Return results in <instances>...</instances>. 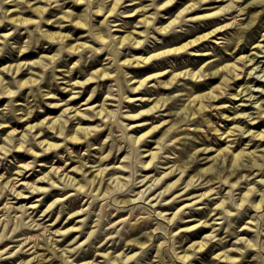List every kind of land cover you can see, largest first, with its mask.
Listing matches in <instances>:
<instances>
[{
    "label": "clouds",
    "instance_id": "clouds-1",
    "mask_svg": "<svg viewBox=\"0 0 264 264\" xmlns=\"http://www.w3.org/2000/svg\"><path fill=\"white\" fill-rule=\"evenodd\" d=\"M71 2L84 6L78 19H74L76 13L72 11L45 19L49 9H63L62 0H0V26L9 21L15 25V33L26 36L21 46L9 39L14 32L0 34V57L9 48L23 56L39 48L41 42L56 47L51 55H41L15 66L28 70L26 80L16 79L13 67L4 69L12 76L14 87H9V81L0 76V99L7 101L0 106V120L12 117L24 123L37 112L43 113L41 103L61 109L58 118L45 117L29 125L19 136L13 131L5 137L6 144H0V166L10 162L8 158L13 152L32 157L18 164L10 179L0 174V201H4L0 204V245L12 241L0 248V261L26 253L30 258L19 264H77V257L94 250L93 259L83 264H192L193 260H199V254L216 247L222 250L212 256L214 264H264V146H261L264 131L249 127L264 122V87L247 82L255 80L264 84V43L255 45L250 54L238 57L231 64L211 70L206 69L215 60H208L196 71L158 72L137 79L133 75L135 70L162 58L135 54L156 39L153 31L168 36L181 30L177 24L201 18L182 19L184 12H181L176 20L158 27L159 11L175 0H165L160 5L151 0L146 8L136 10L147 12L148 8H156L155 13L145 16L137 25H142L144 31L136 39V34L127 37L113 34L122 30L115 22L117 18L135 15L120 10L124 0ZM207 2L194 0L185 11ZM37 4L44 7H33ZM250 7L264 8V0H248L246 4L244 0H229L226 7L212 13V16H227L229 22L192 43L211 40L216 32L231 29L232 36L212 42L226 51L229 46L239 49L261 15L257 12L246 19ZM26 9L34 11L38 18L11 19L12 12ZM232 12L236 13L234 17L228 15ZM96 16L103 17L98 27L93 24ZM65 22L86 29L85 37L69 43L73 39L71 33L50 32L43 27L46 24L63 29ZM179 52L187 53L188 46ZM189 54L213 55L211 51ZM97 61H102V65L87 72L85 79H71L75 71ZM33 68L39 71L34 72ZM164 76L168 78L161 79ZM210 79L219 83L197 93L196 88ZM242 79L245 83L234 89V84ZM105 82L109 83L105 85ZM88 84L94 87L87 100L72 107L70 101L78 99ZM56 87L71 95L61 100L53 91ZM25 89L27 102L20 103L16 98ZM148 90H164L168 94L137 95ZM98 92L104 93L102 103L90 104ZM223 100L237 103H222ZM144 102L149 106L141 107ZM242 108L250 111H241ZM223 109H230L233 114L228 115ZM142 117H153L160 122L141 120ZM81 119L99 122L85 126ZM218 120L231 122L230 127L222 131L224 125L218 124ZM70 123L74 125L71 134ZM8 126L0 123V128ZM145 126H148L146 131L136 133V129ZM161 129L162 135L154 138ZM45 132L58 137L59 142L41 139ZM214 139L224 146H208ZM242 142L243 147L234 151ZM49 155L55 156L51 165L40 162L41 157ZM41 168L48 171L36 181L21 179ZM41 182L46 186H39ZM190 190H196L197 194L186 197ZM54 191L59 195L50 198L37 215ZM33 197L32 203H18ZM185 199L188 202L173 212L160 210ZM74 202H80V207L70 211L69 206ZM204 210L209 213L205 219L195 223L186 219L193 212ZM65 216L64 224L78 219L70 227L56 228ZM117 216L120 219L113 222ZM185 224L190 226H180ZM200 228L210 231L200 240L187 243L183 234ZM110 230L114 231L109 234ZM137 231L138 235L124 244L125 249L134 246L137 251L130 254L99 251L105 244L111 247L110 241L118 243L125 234ZM24 232L36 234L22 235ZM73 232L77 235L67 245L58 246ZM152 252L154 256L150 257Z\"/></svg>",
    "mask_w": 264,
    "mask_h": 264
},
{
    "label": "rangeland",
    "instance_id": "rangeland-1",
    "mask_svg": "<svg viewBox=\"0 0 264 264\" xmlns=\"http://www.w3.org/2000/svg\"><path fill=\"white\" fill-rule=\"evenodd\" d=\"M138 1H140V0H124V6H122L120 10L125 12V13H135V15H129V16H126V17H123V18H117L115 20V22L121 25L122 30H118V31L114 32L113 34H115V33H117V35H120L122 33L126 34L129 31V29L130 30L133 29V27H131V26H133V25H135L137 23V17L138 16L141 17V15H140L141 13H139V15H138V14H136V12L130 11V9L134 6V3L138 2ZM164 1L165 0H156V3H157V5H159V3L161 4ZM181 1L184 2L185 0H181ZM62 3H63V9L51 8L50 12L47 13L46 16H48L50 18H55L56 16L63 14L65 11H72V12L76 13V18L78 19L80 17V15L84 12V6L76 5V4L72 3L71 0H62ZM143 3H151V0H143ZM221 3L225 4L227 2L223 1ZM217 4H214V5H217ZM8 6H10V8L13 7L12 5H8ZM184 6H185V4H182V3L179 4L177 7H174L172 12L167 13L165 16H164L165 11L161 9L159 11V13H158V17H157V20H156L157 26H159L161 24L164 25V24L168 23L169 20L174 18L177 15V13L179 12V10L181 8H183ZM204 6H206V5H204ZM212 10L213 9H209V10H206V11L201 10L198 13L199 14H203L205 12L212 11ZM258 10H260V13L263 15V17H262V19L257 20L256 26L252 29L251 32L248 33L245 43L243 45H241L239 49H235L234 46H229L227 48V51L224 48L219 47L218 45H217L218 49L216 51L214 50L215 48H213L212 46H208V50L209 51H211V52L215 51L217 53V55L214 56L213 59H216L218 57L219 59H217V61L218 62L219 61L223 62V63H221L222 65H224V64H226L228 62L232 63L238 57L243 56L245 54H250L253 51V49L250 50V48H254L255 45H258V43H264V40H263L264 36L262 35L264 33V19H263L264 18V8H260L259 7ZM155 12H156V8H149L148 11H147V13L150 14V15L155 13ZM19 14L24 15V16H26L28 18H32V19H37L38 18L37 14L34 11L28 10V9L19 12ZM196 14H197V12L196 13H191V14L188 15V18L191 17V16H195ZM229 16H231V15H229ZM245 17H246V19H249L248 14H245ZM102 19H103L102 16H96L94 18V21H93L94 26L98 27L99 26V22ZM228 21H229V19H227L225 22H228ZM65 23L67 24V22H65ZM196 24L197 23H195L193 20H189L188 23L183 24L182 26H177V28L181 29L179 32H184V31L188 30L189 28H191L192 26H194ZM43 27L47 28L48 31H59L60 30L62 32L71 33L73 39L70 40L69 43L70 42L74 43V42H76V40H78V39H80L82 37H85V33H86V29L77 28L74 25H68V24L63 29H60V28L56 27L55 25H46V24L43 25ZM137 28H138V30L144 31V28H143L142 25L137 27ZM14 29H15V25H13L9 21H6L2 26H0V34H7L9 32H14ZM20 31L23 32V28H21ZM233 34H234L233 31L231 29H229L228 32H226L225 34H222V36H223L222 38H228V37L232 36ZM153 35L156 37V39L153 40L150 44H148L145 48L137 50L135 54L145 56V55H148V54L153 53L155 51L162 50V49H164V47L163 46H158L157 47V44L161 45L167 39L176 36V34H173L171 36L170 35L169 36H162L159 33H155L154 31H153ZM137 36H138L139 39L141 38L139 35H137ZM0 38H2V36H0ZM25 38H26L25 35H20L19 33H15V32H14V34L11 37H9V39L13 43H16L17 45H21V46H22L23 40ZM249 42H252V44H250V46H249ZM209 43L211 45H213V42H209ZM155 47H157V48L155 49ZM218 50H219V52H217ZM256 50L258 51L259 49H256ZM55 51H56V47L54 45H48L45 42H41L39 48L34 49L33 51H31V52H29V53H27V54H25L23 56L18 55L15 51H13L11 48H9L7 50L6 55L0 57V70H1L0 74H2L5 77L6 81H9V87H14V85L11 84L12 76L9 75L7 72H4L2 70L3 67H5L7 65L17 64L19 62L36 60L41 55H51ZM229 53H233L232 56L229 55ZM172 55L173 56H171V57H166L165 58V59H169L170 66L167 67L168 69H172L173 68L172 65L173 64L175 65L176 62L178 61V59L182 58V56L177 54V53L176 54L174 53ZM226 55H228L229 57L227 58ZM165 59H163V60H165ZM257 61H258L257 63L260 62L259 60H257ZM216 63L217 62H215V64ZM101 65H102V61H97L93 66H89L86 69H78L77 71H75L73 73L71 79L72 80L85 79L87 72H91L94 67H100ZM201 66H202V63H200L197 67H194V69L198 70ZM65 67H67V65H65ZM192 67L193 66L190 64V65H187V66H185L183 68L174 69V72H179V71L185 70V69H191ZM21 71H24V72L21 73L20 75H18V73H17L16 79H19L21 76H24V77L29 76L28 70H21ZM32 71H34V72L35 71H39V69L38 68H33ZM155 71L156 70L148 71V69H145V67H144V68L135 70L133 72V75L137 79H142V78L146 77L148 74L153 73ZM65 79H68V78L65 77ZM247 82L248 83H253V84H255L257 86H260V87H264V84H261L259 81L251 80V81H247ZM107 83H109V82H105V85ZM216 83H219V81L218 80H212L211 81V79L209 81H206L204 83L205 89L203 91H205V90L208 91ZM236 83H237V85L234 84L233 88L234 87L235 88L239 87L241 84L245 83V80L242 79V80H240V81H238ZM238 83L240 85H238ZM85 86H84V89H83L84 92L82 91V93H81V95H80V97L78 99L70 101V105H74L75 107H77V106H80V105L84 104V102L88 98V95L91 93V90L94 87V85L88 84V85H85ZM53 91L56 92V95H58L61 100H66L68 98V95H71V93L65 94V93L59 91L58 87L53 88ZM157 91L158 90H156V91L155 90H148V91L141 92V93H139L137 95H141V96H157V94L158 95H166V94H168L167 92H165L163 90L159 91L158 93H155ZM198 92L199 91H197V93ZM103 95H104V93L98 92L97 95L93 98V100L89 101V103L90 104H97V105L102 103ZM16 99L20 103H26L27 99H28V97H27V89H25V91H23ZM49 102L51 103V102H54V101H49ZM221 102L222 103H231V104L237 103L236 101H229V100H223ZM5 103H7L6 99H1L0 100V106L4 105ZM148 106L149 105H148L147 102H144L141 105V107H148ZM40 107H42L44 109L43 113L37 112L30 120H28V121H26L24 123H20L19 120L14 119L12 117H7L4 120H0V123H5V124L9 125L8 127L0 128V144H6L5 137H7L9 135V132L12 129L16 128L17 132L21 131L20 133L16 132L17 136H19V135H21L22 133H24L26 131V129H27V127L29 125L35 124L39 120L44 119L45 117H49V116L50 117H58L59 114H60V111H61V109L48 108L47 105L43 104V103L40 104ZM133 110L135 111L137 109H135V107H133ZM24 111L26 112L27 109H24ZM222 111L225 112L228 115H232L233 114L232 110H230V109H223ZM241 111H250V109L242 108ZM160 119H167V117H161ZM141 120H152L153 123H159L160 122L159 119H156V118H153V117H143V118H141ZM98 122L99 121H83V120L80 121V123L83 124V125H90V124L98 123ZM139 122L140 121H131L130 123H139ZM217 123L224 125V128L222 129V131H224L228 127H230V124H231V122L222 121V120H218ZM236 123L243 124L245 122L244 121H237ZM147 127L148 126H145L144 128L136 129L135 131H136L137 134H139V133H141L143 131H146ZM249 127L252 128L255 131H260V130L264 129V124H260L258 126L249 125ZM72 128H73V125L70 123L69 124V129H70L69 132H71ZM41 138H45V139H48V140L53 141V142H59V138L58 137H54L50 132H47ZM208 146H210V147H221L222 148L224 145L221 144V142H219V141L214 139L212 142H210L208 144ZM261 146H264V145H261ZM33 147L35 148L36 151H40L38 146L34 145ZM242 147H243V142L239 145V147L237 149H234V151H239L240 148H242ZM252 147H255V144H253ZM209 154L213 155L214 153H209ZM30 159H32V157L27 155V154H25V153L13 152L10 155V157L8 158V160L10 162H5L2 166H0V174H3L7 178L10 179L12 177L13 173L17 170L18 164L25 163V162L29 161ZM54 159H55L54 155L43 156V157L40 158V162L41 163H47V164L51 165ZM47 171H48V169L41 168L38 172H34L32 176L25 175L24 177H21V179L25 180V181H36L40 175H43ZM73 175H76L77 178H79L78 174L73 173ZM173 179H174V177H173ZM39 186H46V185H44L43 182H41ZM196 194H197L196 190H190V193L185 195V196L186 197L194 196ZM57 195H59L58 192L54 191L53 193H51L50 197L46 198V200L42 203L41 208L37 210V215L39 214V211H42L43 207L46 206V204L50 201V198L55 197ZM168 198L169 197H167V199ZM34 200H35V197H33L32 199H29V200L18 201V203H32V202H34ZM187 202L188 201L186 199L182 200V201H177V202L173 203L172 205H168V206H166L164 208H161L160 210L161 211L173 212L177 208L181 207L182 204L187 203ZM3 203H4V201H0V204H3ZM79 207H80V202H74V203L70 204L69 210L70 211H75ZM208 214L209 213H208L207 210L200 211V212H193L191 214V217H188L186 219H190L191 223H195L200 218L201 219H205L208 216ZM65 218H66V216L62 217L61 221L58 222L55 225V227L56 228H60L61 226L65 227V228L70 227V226L74 225L76 223V219H78V218H74L73 220H69L67 224H64L63 221H64ZM52 219L53 220L55 219V213L52 215ZM118 219H120V216L115 217L113 222H115V220H118ZM48 222L50 223L51 221H48ZM180 226L181 227H187L189 225L185 224V225H180ZM89 227H90V224L85 227V234L89 230ZM112 231H114V230H110L109 234H111ZM208 231H210V230L209 229L200 228V229H196V230H194V231H192L190 233L183 234V237H184V239L186 240L187 243H192L193 240L200 239ZM35 234H36L35 232H24V233H22V235H35ZM245 234H248V233H245ZM76 235H77V233H75V232L70 233L68 236H66L64 238V240L62 242H60V244L58 246L63 247L65 245H67L69 243V241L72 240ZM136 235H138V231L137 232H129V233L125 234L124 240L119 241L118 243L110 241L109 244H111V247H109L108 244H105L102 248L99 249V251H101V252L111 251L114 254L119 253L121 251L126 252V254H130L131 252L137 251L138 249L136 247H134V246H131L128 249H125V247H124L125 242L127 240H130V239L134 238ZM83 238H84V235H81V239H83ZM9 243H12V241H6L4 244L0 245V248L6 247ZM227 246H230V242H229V245H227ZM11 250L12 249H10V251ZM221 250L222 249H218L216 247H212L208 251L199 254V256H200L199 260H193L192 264H193V262H195V264H214V262L212 261V256L215 255L218 251H221ZM37 251H42V249H37ZM94 255H95V251L94 250H89L86 253H82L81 256L77 257V264H83L84 261H88V260L93 259ZM149 256L150 257L154 256V252L150 253ZM29 258L30 257H29L28 254L20 253V254H18L16 257H14L12 259L0 261V264H19L20 261L27 260ZM96 259H100V258L96 257Z\"/></svg>",
    "mask_w": 264,
    "mask_h": 264
},
{
    "label": "bare ground",
    "instance_id": "bare-ground-1",
    "mask_svg": "<svg viewBox=\"0 0 264 264\" xmlns=\"http://www.w3.org/2000/svg\"><path fill=\"white\" fill-rule=\"evenodd\" d=\"M227 2L225 4H222L221 2ZM165 1L161 4H164ZM185 4V6L183 8H181L179 10V12L177 13V15L172 18L171 20H169L168 23L164 24V25H159L158 27H164L165 25L171 23L172 21L176 20V18L180 15L181 12H184V17L182 19H186L188 18V15L191 14V13H196L197 14L195 16H191V17H199L201 19H196V20H193L195 23H197L196 25L192 26L191 28H189L188 30L184 31V32H173L171 35L173 34H176L175 37H171L169 39H167L163 44H157V47L158 46H163L164 49L162 50H159V51H155L153 53H150L148 55H145V56H150V55H160L162 58L153 62L152 64H150L149 66L145 67V69H148V71H153V70H156L155 72L153 73H158V72H167L169 74L171 73H175L174 72V69H177V68H183L187 65H192L193 67L191 68L193 71H196L194 69V67H197L200 63H202V65H204L208 60H215V62H217L216 64L214 65H210L209 66V69H206V70H211L212 68L214 67H220L222 66L221 63L223 62H218L217 59H213L214 56L217 55V53L215 52L218 47H217V44L216 43H213V45H211L209 42H212V41H215L219 38H222V34H225L226 32H228V30H225V31H220V32H216V34L211 38V40H205V41H201L199 43H192L193 41H196L198 40L199 37L209 33V32H212L213 30L219 28L221 25L225 24V23H228V22H225L228 17L227 16H212V13H216V12H219L221 9H223L224 7H226V5L229 3V0H208L207 3L201 5L200 7H197V8H194L192 9L191 11H185V9H187L189 7V5H191L192 3H194V0H185L184 2H182L181 0H175V3H173L172 5L166 7V8H163L162 10L165 11V14L164 16L167 14V13H170L172 12V10L174 9V7H177L179 4ZM218 3V4H217ZM244 3H248V0H244ZM150 3H143V0H140L138 2H135L134 3V6L130 9V11H133V12H136V14L139 15V13H141V17H137V23L131 27H133V29H129V31L126 33V34H120V35H117V33H115L114 35L116 36H120V37H127L129 34H137L140 33V32H143L141 30H138V24L141 20H143L145 18V16H150V14H148L147 12H137L136 10L137 9H142V8H146L147 5H149ZM214 4H217V5H214ZM160 5V3H159ZM206 5V6H204ZM204 6V7H203ZM240 7H242L243 5H239ZM8 8H10V6H7ZM33 7H44L43 4H37V5H34ZM259 7H250L247 9V12L245 14H248L249 16V19L254 15L256 14L257 12L260 13V10H258ZM149 9V8H148ZM147 9V11H148ZM209 9H213L212 11H208V12H205L203 14H199L198 12L201 11V10H209ZM50 12V9L45 13V19H54V18H50L48 16H46L47 13ZM63 15V14H61ZM61 15H58V16H61ZM228 15H231V17H234L236 15L235 12H232ZM17 17H20L22 19H25V20H28V19H32V18H28L24 15H21L19 14V12H12L11 13V19H14V18H17ZM57 17V16H56ZM55 17V18H56ZM171 17V16H170ZM263 15L261 14L259 17H258V20L262 19ZM74 19H77L76 17H74ZM264 19V18H263ZM81 23H83V21H81ZM183 24H186V23H179L176 25L177 26H182ZM67 25V24H66ZM50 32H62V31H50ZM135 35V38L136 39H139L138 36ZM264 36V33L262 34ZM169 36V35H168ZM254 38V37H253ZM251 40V39H250ZM253 40V39H252ZM263 40H264V37H263ZM72 43V42H70ZM250 44H252V42H249V46ZM260 44V43H258ZM216 45V46H215ZM185 46H188V52L185 53V52H179V55L182 56L181 59H178V61L176 62V64L172 65L173 68L172 69H168L167 67L170 66L169 64V59H165L166 57H171L173 56L172 54H176L178 52V50L180 49H183ZM208 46H212L213 48H215L212 53L213 55L212 56H205V55H194V54H189V53H205V52H209L208 50ZM215 46V47H214ZM155 47V49L157 48ZM253 49V48H250V50ZM219 52V50L217 51ZM165 53H167L168 55L165 56ZM245 55H248V54H245ZM232 56V55H231ZM244 56V55H243ZM226 57L228 58L229 56L226 55ZM212 58V59H211ZM165 59V60H163ZM225 59V58H224ZM227 60V59H226ZM26 62V61H24ZM258 62V61H257ZM22 62H19L17 64H13V65H7L5 67L2 68V70L4 71L5 68H8V67H13L14 70L18 73V75H20L21 73H23L24 71H21V69H18L16 68L15 66L21 64ZM228 64H231V63H226L224 65H228ZM187 70V69H185ZM185 70H181V71H185ZM1 72V70H0ZM6 72V71H4ZM180 72V71H179ZM8 73V72H7ZM153 73H150L148 74L147 76L153 74ZM0 76H3L2 74H0ZM3 78L5 79V77L3 76ZM29 76L27 77H24V76H21L18 80L20 81H23V80H26L28 79ZM145 78V77H144ZM168 77L167 76H164V77H161V79H167ZM143 79V78H142ZM209 81V80H208ZM212 81V80H211ZM237 85V83H236ZM238 85H240L238 83ZM86 87V86H85ZM207 87V86H206ZM213 87V86H212ZM211 87V88H212ZM235 88V87H234ZM205 89V86L204 84L202 85H199L197 88H196V92L199 91V92H204L203 90ZM156 91V90H155ZM159 91L161 90H158L157 92L155 93H158ZM164 91V90H163ZM206 91V90H205ZM84 92V91H83ZM198 92V93H199ZM139 94V93H138ZM157 96H159L157 94ZM1 100V99H0ZM237 102V101H236ZM72 107H75L74 105H71ZM59 117V116H58ZM58 117H54V118H58ZM143 118V117H142ZM83 121H89L87 119H81ZM80 120V121H81ZM260 124H264V122H261L257 125H254V126H258ZM87 126V125H85ZM74 127V125H73ZM227 130V129H226ZM224 130V131H226ZM13 131H16L17 132V129L14 128L12 129L9 134ZM39 131V130H37ZM260 131H264V129L260 130ZM21 132V131H20ZM20 132H17V133H20ZM259 132V131H258ZM47 132L44 133V135L46 134ZM163 133V129H161V131L159 133H156L154 134V137L157 138L159 137L160 135H162ZM23 134V133H22ZM69 134H71V132H69ZM43 135V136H44ZM42 136V137H43ZM41 139H44V140H48V139H45V138H41ZM50 141V140H49ZM53 142V141H52ZM210 155V154H209ZM214 155V154H213ZM26 163V162H25ZM191 174V173H190ZM175 193V192H174ZM173 193V194H174ZM189 192L185 193V195L189 194ZM167 199V197H166ZM258 199V197L256 198ZM201 219V218H200ZM199 220V219H198ZM190 226V225H189ZM188 227V226H187ZM202 238V237H201ZM200 238V239H201ZM133 239V238H132ZM200 239H196V240H193L194 241H198ZM193 264H195V262H193Z\"/></svg>",
    "mask_w": 264,
    "mask_h": 264
}]
</instances>
